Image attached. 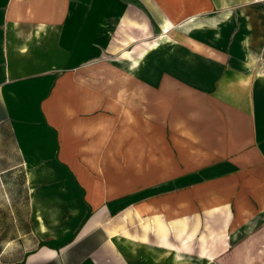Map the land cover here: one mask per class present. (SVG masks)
I'll return each mask as SVG.
<instances>
[{"label": "crops", "instance_id": "obj_1", "mask_svg": "<svg viewBox=\"0 0 264 264\" xmlns=\"http://www.w3.org/2000/svg\"><path fill=\"white\" fill-rule=\"evenodd\" d=\"M0 264H264V0H0Z\"/></svg>", "mask_w": 264, "mask_h": 264}, {"label": "rangeland", "instance_id": "obj_2", "mask_svg": "<svg viewBox=\"0 0 264 264\" xmlns=\"http://www.w3.org/2000/svg\"><path fill=\"white\" fill-rule=\"evenodd\" d=\"M243 234H245V232ZM243 234H241V235H243Z\"/></svg>", "mask_w": 264, "mask_h": 264}]
</instances>
